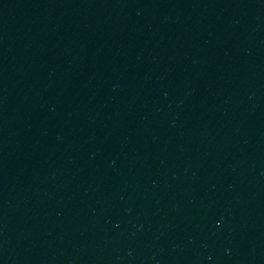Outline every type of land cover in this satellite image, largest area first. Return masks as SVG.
<instances>
[{
  "label": "water",
  "instance_id": "95a60500",
  "mask_svg": "<svg viewBox=\"0 0 264 264\" xmlns=\"http://www.w3.org/2000/svg\"><path fill=\"white\" fill-rule=\"evenodd\" d=\"M0 264H264V0H0Z\"/></svg>",
  "mask_w": 264,
  "mask_h": 264
}]
</instances>
